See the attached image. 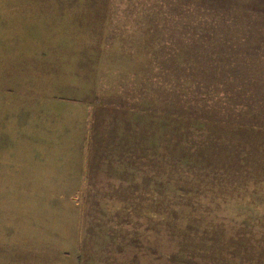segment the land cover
<instances>
[{
    "label": "rangeland",
    "instance_id": "1",
    "mask_svg": "<svg viewBox=\"0 0 264 264\" xmlns=\"http://www.w3.org/2000/svg\"><path fill=\"white\" fill-rule=\"evenodd\" d=\"M0 264H264V0H0Z\"/></svg>",
    "mask_w": 264,
    "mask_h": 264
}]
</instances>
